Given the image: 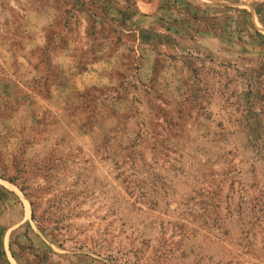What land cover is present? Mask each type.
Wrapping results in <instances>:
<instances>
[{
  "label": "rangeland",
  "instance_id": "obj_1",
  "mask_svg": "<svg viewBox=\"0 0 264 264\" xmlns=\"http://www.w3.org/2000/svg\"><path fill=\"white\" fill-rule=\"evenodd\" d=\"M0 264H264V0H0Z\"/></svg>",
  "mask_w": 264,
  "mask_h": 264
}]
</instances>
